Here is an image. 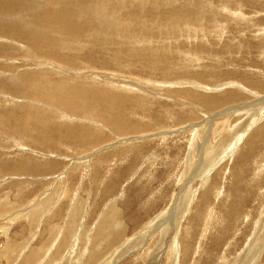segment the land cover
<instances>
[{
  "label": "rangeland",
  "instance_id": "rangeland-1",
  "mask_svg": "<svg viewBox=\"0 0 264 264\" xmlns=\"http://www.w3.org/2000/svg\"><path fill=\"white\" fill-rule=\"evenodd\" d=\"M61 1L0 35V264H264V0Z\"/></svg>",
  "mask_w": 264,
  "mask_h": 264
},
{
  "label": "bare ground",
  "instance_id": "bare-ground-1",
  "mask_svg": "<svg viewBox=\"0 0 264 264\" xmlns=\"http://www.w3.org/2000/svg\"><path fill=\"white\" fill-rule=\"evenodd\" d=\"M32 1L33 0H0V12L2 14L3 13L7 14V16L9 17V19H7L8 17H3L4 14L0 17V35H4L3 28L6 29L11 34L12 32H15L17 30L20 31V30L25 29V27L20 28V24L32 25L34 22L43 18L46 20H51V19L55 20L58 23V24H56V26L58 28H61V31L65 32V34L70 33L73 37L77 38V40L78 39L82 40V39H84L82 27L90 24L91 19L95 21L94 13L91 11V12H88L89 15L82 22V24H78L76 22L77 14L82 13L84 8L69 6L65 0H64L65 2H63V1H61V2L65 3V6L67 8L71 9L70 11H66L65 10L66 8L59 9L60 5H56V3H58V2L55 3L56 0H53L54 2L51 0L52 1L51 3L50 2L48 3L47 0L46 1L45 0L39 1L40 3L36 2L37 0H35L34 2H32ZM58 1H60V0H58ZM5 11H7V13H5ZM21 27H23V26H21ZM27 28H28V26H27ZM34 35H35V32H34ZM69 39H71V38H69ZM54 58H56V57H54ZM41 60L43 61L44 59H40V58L38 59L37 58L36 61L41 62ZM60 61H61V59H60ZM38 64H40V63H38ZM143 86H144V84H143ZM148 86H149V84H148ZM195 126H196V124H195ZM86 136L88 138H90L88 134H86ZM200 147H197V148H200ZM193 150H195V148ZM197 151H198L199 155H202V154H200L199 150H197ZM20 212H21V214H23L25 212V210H24V212H23V210Z\"/></svg>",
  "mask_w": 264,
  "mask_h": 264
}]
</instances>
